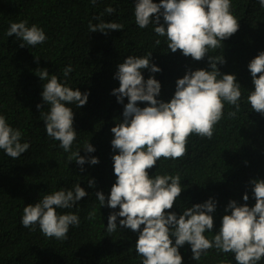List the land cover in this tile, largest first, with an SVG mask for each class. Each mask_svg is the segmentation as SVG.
<instances>
[{
  "label": "trees",
  "instance_id": "1",
  "mask_svg": "<svg viewBox=\"0 0 264 264\" xmlns=\"http://www.w3.org/2000/svg\"><path fill=\"white\" fill-rule=\"evenodd\" d=\"M134 3L135 0H96L94 4L91 0H0V114L22 132L21 142L30 144L17 159L0 150V264H141L135 250L137 233L127 228L108 233V216L114 210L101 207L95 197L97 191H103L107 198L116 179L110 129L123 119V104L111 93L119 87V81L113 78L117 65L129 55L143 57L152 53L150 62L161 71L153 74L145 69L142 74L145 79L154 76L160 81L158 99L165 102L174 95L176 80L186 71L209 69V56L224 58L217 68L221 73L235 74L241 85L239 111L225 104L211 139L190 134L182 157L161 158L147 171L149 175L180 176L184 190L171 209L178 215L186 207L213 198L217 202L214 231L220 227L230 200L243 204L242 197L247 192V204L254 205L249 181L264 179V115L247 103L249 90H253L247 65L264 51V8L257 0H232L231 11L239 21L237 32L222 42L223 47L209 50L202 60L195 61L180 50H168L165 38L157 36L151 25L140 29L134 19ZM109 7L115 9L111 14L106 11ZM22 21L29 27L35 24L42 28L47 40L36 47H21L20 41L6 33L11 23ZM89 23H116L123 28L107 34L89 32ZM156 40H160L159 45ZM69 64L73 71L66 83L89 93L85 105H70L77 126L76 146L81 156L98 157L95 165L81 166L70 161V153L46 137L41 110L36 107L41 104L42 111L48 110L40 95L44 81L37 70L47 69L63 82V69ZM138 105L145 106L141 102ZM231 112H236L235 116L229 115ZM87 142L95 152L82 149ZM90 179L95 187H89ZM77 183L89 195L72 209L57 210L75 212L80 218L78 227H70L66 240L48 238L38 227L30 230L21 225L26 205ZM214 234L205 233L209 239ZM179 251L183 264H236L232 253L214 248L199 261L192 259L187 243Z\"/></svg>",
  "mask_w": 264,
  "mask_h": 264
},
{
  "label": "clouds",
  "instance_id": "2",
  "mask_svg": "<svg viewBox=\"0 0 264 264\" xmlns=\"http://www.w3.org/2000/svg\"><path fill=\"white\" fill-rule=\"evenodd\" d=\"M257 3L264 8V0H257ZM231 7L232 0H159L158 3L135 0L134 19L140 29L151 25L157 36L165 38L167 49L172 53L180 50L183 56L199 61L209 50L223 47L222 42L237 32L239 21ZM106 11L111 14L115 9L109 7ZM122 28L123 25L116 23H89V32L107 34ZM6 35L14 36L21 47H36L47 40L42 28L35 24L29 27L26 21L11 23ZM156 44L159 45L160 40H156ZM151 55L127 56L117 65L113 77L119 81V87L111 94L123 104V119L110 129L116 179L107 198L103 191L95 193L101 207L106 205L114 210L108 216L106 231L112 233L117 228H127L136 232L135 250L141 257V264H183L179 249L186 243L194 261H199L207 250L214 248L221 253H232L236 264H260L264 260V179L249 181L254 205L247 204V192L242 197L243 204L230 200L220 227L214 231L213 213L217 202L213 198L186 207L178 215L171 209L184 190L180 176L149 175L147 171L161 158L182 157L190 134L211 139L214 126L224 115L225 104L239 111L241 85L235 74L221 73L217 68V63L225 62L223 57L209 56L210 70L186 71L176 80L174 95L165 102L158 99L160 81L154 76L145 79L142 74L145 69L153 74L161 71L150 62ZM247 68L253 84V90H249L246 97L247 103L253 111L264 115V51L259 52ZM37 71L44 81L40 95L48 108L44 112L41 104L36 105L41 110L46 137L70 153L69 160L78 165L99 163L96 156H81V149L76 146L77 126L70 105L76 108L85 105L89 93H82L66 83L73 71L71 64L63 69V82L57 75H50L47 69ZM138 102L145 106L140 107ZM21 139L22 132L0 114V150L13 159L19 158L30 147L29 142L22 143ZM82 149L87 153L96 150L89 142ZM88 185L95 187L94 180L90 179ZM88 195L79 183L70 189L62 187L45 194L36 203L23 208L21 225L30 230L38 227L45 237L66 240L70 227H78L80 218L75 212L57 210L72 209ZM92 216L90 213L89 218ZM118 217L121 218L119 227ZM206 232L215 234L209 239Z\"/></svg>",
  "mask_w": 264,
  "mask_h": 264
}]
</instances>
